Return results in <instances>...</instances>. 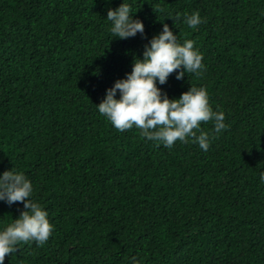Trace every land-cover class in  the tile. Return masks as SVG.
Masks as SVG:
<instances>
[{"label":"trees","instance_id":"trees-1","mask_svg":"<svg viewBox=\"0 0 264 264\" xmlns=\"http://www.w3.org/2000/svg\"><path fill=\"white\" fill-rule=\"evenodd\" d=\"M121 3L143 37L114 38L107 11ZM194 11L203 22L190 28ZM163 24L204 68L157 87L169 99L205 88L225 115L207 151L191 138L157 146L96 106ZM10 169L53 232L4 264H264V0H0V174ZM23 210L0 201V231Z\"/></svg>","mask_w":264,"mask_h":264},{"label":"clouds","instance_id":"clouds-1","mask_svg":"<svg viewBox=\"0 0 264 264\" xmlns=\"http://www.w3.org/2000/svg\"><path fill=\"white\" fill-rule=\"evenodd\" d=\"M162 11V10H161ZM130 5L121 3L116 9H108L107 20L111 22L114 38L127 39L139 33L144 36L141 20L133 19ZM180 15L177 14L178 20ZM198 11L190 16L185 14V23L196 28L202 23ZM202 54L194 49V41L186 40L181 45L167 24L144 46L143 59H134L131 73L125 79H117L112 87L106 89L103 100L96 105L100 114L105 116L116 129L124 131L135 126L140 135L148 140L172 147L176 141L193 143L207 151L216 134L226 130L225 115L214 112L209 106L205 88L191 87L181 93L179 99H169L157 87L167 83L170 74L182 79L186 73L202 74ZM119 91V99L116 98ZM213 121L211 132L200 131L201 122ZM199 131V135L197 132ZM264 183V172L260 175ZM32 182L22 172L12 169L0 174V201L9 206L23 203L24 210L14 222L0 231V264L5 257L17 251L19 242L35 241L43 245L53 232L48 213L38 202L31 199ZM132 264H137L132 257Z\"/></svg>","mask_w":264,"mask_h":264}]
</instances>
